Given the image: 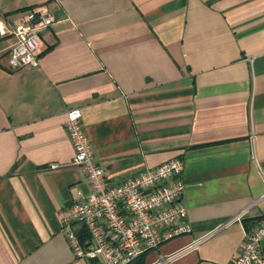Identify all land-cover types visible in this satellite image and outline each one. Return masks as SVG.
Returning <instances> with one entry per match:
<instances>
[{
	"label": "crops",
	"instance_id": "0c3cea01",
	"mask_svg": "<svg viewBox=\"0 0 264 264\" xmlns=\"http://www.w3.org/2000/svg\"><path fill=\"white\" fill-rule=\"evenodd\" d=\"M29 9L54 22L37 67L10 70L0 37V264L92 263L57 216L85 173L49 167L74 157L72 108L113 180L183 161L193 229L144 264H231L264 222V0H0L2 29Z\"/></svg>",
	"mask_w": 264,
	"mask_h": 264
},
{
	"label": "built area",
	"instance_id": "2783aa9c",
	"mask_svg": "<svg viewBox=\"0 0 264 264\" xmlns=\"http://www.w3.org/2000/svg\"><path fill=\"white\" fill-rule=\"evenodd\" d=\"M53 22L48 11L29 9L22 23L6 31L0 25L1 36H13L6 52L10 70L38 66L40 32ZM65 128L74 157L67 164L52 162L49 167L81 168L90 188L86 196L59 208L57 213L61 231L75 256L89 258L91 264H130L141 254L192 231L182 201V160L170 159L136 175L113 180L93 155L79 108L66 111ZM263 238L264 222L246 230L231 264H264ZM185 249L150 264H165Z\"/></svg>",
	"mask_w": 264,
	"mask_h": 264
},
{
	"label": "trees",
	"instance_id": "16d2710c",
	"mask_svg": "<svg viewBox=\"0 0 264 264\" xmlns=\"http://www.w3.org/2000/svg\"><path fill=\"white\" fill-rule=\"evenodd\" d=\"M147 252L141 254L136 259H134L130 264H144Z\"/></svg>",
	"mask_w": 264,
	"mask_h": 264
},
{
	"label": "rangeland",
	"instance_id": "374dc122",
	"mask_svg": "<svg viewBox=\"0 0 264 264\" xmlns=\"http://www.w3.org/2000/svg\"><path fill=\"white\" fill-rule=\"evenodd\" d=\"M151 253L148 254V256L146 257V259L150 260V258H152L153 255L150 256Z\"/></svg>",
	"mask_w": 264,
	"mask_h": 264
},
{
	"label": "water",
	"instance_id": "95a60500",
	"mask_svg": "<svg viewBox=\"0 0 264 264\" xmlns=\"http://www.w3.org/2000/svg\"><path fill=\"white\" fill-rule=\"evenodd\" d=\"M0 37H1V33H0ZM87 249H91V245H87ZM165 262V260H164Z\"/></svg>",
	"mask_w": 264,
	"mask_h": 264
}]
</instances>
